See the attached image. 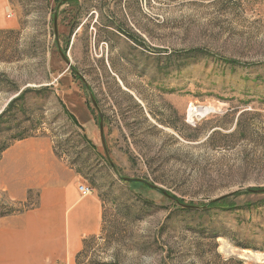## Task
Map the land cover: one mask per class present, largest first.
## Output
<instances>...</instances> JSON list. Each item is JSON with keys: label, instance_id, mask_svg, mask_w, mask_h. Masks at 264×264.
I'll return each mask as SVG.
<instances>
[{"label": "rangeland", "instance_id": "374dc122", "mask_svg": "<svg viewBox=\"0 0 264 264\" xmlns=\"http://www.w3.org/2000/svg\"><path fill=\"white\" fill-rule=\"evenodd\" d=\"M3 112L103 202L74 264H264V0H0Z\"/></svg>", "mask_w": 264, "mask_h": 264}, {"label": "crops", "instance_id": "0c3cea01", "mask_svg": "<svg viewBox=\"0 0 264 264\" xmlns=\"http://www.w3.org/2000/svg\"><path fill=\"white\" fill-rule=\"evenodd\" d=\"M81 183L48 135L11 143L0 156V194L31 205L0 217V264H74L104 227L101 198L82 195Z\"/></svg>", "mask_w": 264, "mask_h": 264}, {"label": "water", "instance_id": "95a60500", "mask_svg": "<svg viewBox=\"0 0 264 264\" xmlns=\"http://www.w3.org/2000/svg\"><path fill=\"white\" fill-rule=\"evenodd\" d=\"M55 31H56V34H57V15H55ZM62 56H63V59L66 61V63L71 66V62L70 60L68 59V57L64 54V52L60 51ZM82 78V77H81ZM82 80L84 81V78H82ZM93 102L95 105H97L95 99L93 98ZM100 132H101V138H102V142H103V145L106 149V145H105V137H104V118L102 115H100ZM184 206H187V207H192V205H186V204H183Z\"/></svg>", "mask_w": 264, "mask_h": 264}, {"label": "bare ground", "instance_id": "6f19581e", "mask_svg": "<svg viewBox=\"0 0 264 264\" xmlns=\"http://www.w3.org/2000/svg\"><path fill=\"white\" fill-rule=\"evenodd\" d=\"M210 112H211V109L208 108V107H200V108H197V107H194L192 105L190 107V113L189 114H190V118L193 119V117L202 116V115L208 114Z\"/></svg>", "mask_w": 264, "mask_h": 264}, {"label": "built area", "instance_id": "2783aa9c", "mask_svg": "<svg viewBox=\"0 0 264 264\" xmlns=\"http://www.w3.org/2000/svg\"><path fill=\"white\" fill-rule=\"evenodd\" d=\"M79 190L84 196L89 195L93 192V189L89 187L88 185H86L85 183H81L79 185Z\"/></svg>", "mask_w": 264, "mask_h": 264}, {"label": "trees", "instance_id": "16d2710c", "mask_svg": "<svg viewBox=\"0 0 264 264\" xmlns=\"http://www.w3.org/2000/svg\"><path fill=\"white\" fill-rule=\"evenodd\" d=\"M76 26V25H75ZM13 103V102H12ZM3 115H4V112L2 113V114H0V120L3 118ZM22 139V138H21ZM90 141V140H89ZM9 146V145H8ZM8 146H6V147H4V148H2V149H0V153L2 154V152L8 147ZM87 241V240H86ZM86 243V242H85Z\"/></svg>", "mask_w": 264, "mask_h": 264}]
</instances>
